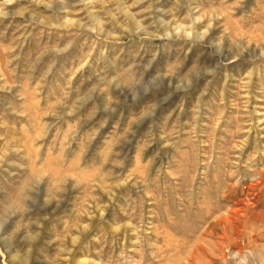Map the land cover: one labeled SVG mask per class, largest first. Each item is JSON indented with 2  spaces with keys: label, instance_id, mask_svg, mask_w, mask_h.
<instances>
[{
  "label": "rangeland",
  "instance_id": "374dc122",
  "mask_svg": "<svg viewBox=\"0 0 264 264\" xmlns=\"http://www.w3.org/2000/svg\"><path fill=\"white\" fill-rule=\"evenodd\" d=\"M0 264H264V0H0Z\"/></svg>",
  "mask_w": 264,
  "mask_h": 264
}]
</instances>
